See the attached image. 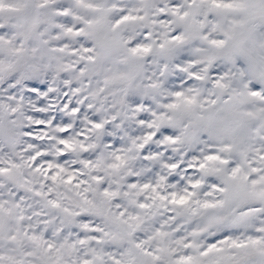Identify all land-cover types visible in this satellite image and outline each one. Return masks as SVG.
<instances>
[{
  "label": "snow or ice",
  "instance_id": "6c2138e0",
  "mask_svg": "<svg viewBox=\"0 0 264 264\" xmlns=\"http://www.w3.org/2000/svg\"><path fill=\"white\" fill-rule=\"evenodd\" d=\"M174 73L139 147L163 136L185 175L63 163ZM0 264H264V0H0Z\"/></svg>",
  "mask_w": 264,
  "mask_h": 264
},
{
  "label": "clouds",
  "instance_id": "9594fccd",
  "mask_svg": "<svg viewBox=\"0 0 264 264\" xmlns=\"http://www.w3.org/2000/svg\"><path fill=\"white\" fill-rule=\"evenodd\" d=\"M149 67L147 69L148 75H151L152 72L156 71L154 67L151 66V61L148 62ZM183 74L174 73L168 78V81H161L164 84V88L161 94L157 97L156 101H150L149 105L145 106L143 112H133L128 109H125V115H120V118L116 121H113L109 126L106 127L105 132L101 135L98 133L87 132L86 134L90 139L85 140L87 144L98 143L100 146L96 149L84 153L78 152L76 154L70 153L68 158L63 161V163L70 169H80L83 170L87 175L81 177V179H90L92 175H100L105 178L106 183H112L115 178L122 177V183L128 184L131 182H154L160 173L168 176L169 179L172 176H183L186 173L184 168H181L177 173H170L167 169L160 167L162 162H177L181 160L184 161L185 166L190 161L191 156H186L184 151L174 152L173 146L164 145L162 143L163 136L160 140L149 141L145 144V148L140 149L139 145L144 144V137L152 131L148 129L147 126L141 127L139 125V116L147 115L151 119L150 112L148 107L151 106L153 110H159L157 105L159 103H166L169 101L170 97L168 93L178 89L181 82V77ZM62 99V97H59ZM141 104H145L143 98H141ZM135 106H133L134 108ZM113 111H116L119 114V110H112L111 104L107 105V110L101 113L99 110L88 113L89 118H96L99 116L101 119H111ZM73 131L70 133L71 136H76L79 132L86 131L89 128V125L83 122V117L79 120H73ZM123 126V127H121ZM97 136L100 137L97 140ZM129 137L136 140V146L134 147L131 143ZM119 141V148H109L106 145L111 143L116 145ZM122 149V151H121ZM194 151H198L194 149ZM123 155L126 160V166H122L119 173H113L108 169V166L113 163H119L113 158V153ZM170 154V155H169ZM156 156L159 155L158 161H146L144 156ZM81 160H92L94 163L102 160L104 167L95 173H92L89 169L83 168V165L79 163ZM177 184H182L181 180L174 181Z\"/></svg>",
  "mask_w": 264,
  "mask_h": 264
}]
</instances>
